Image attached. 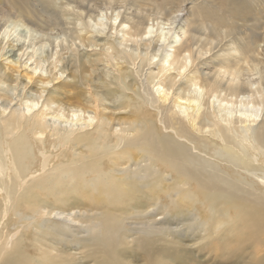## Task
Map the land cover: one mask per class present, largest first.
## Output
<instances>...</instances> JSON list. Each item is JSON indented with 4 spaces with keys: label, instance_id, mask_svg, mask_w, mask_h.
<instances>
[{
    "label": "bare ground",
    "instance_id": "1",
    "mask_svg": "<svg viewBox=\"0 0 264 264\" xmlns=\"http://www.w3.org/2000/svg\"><path fill=\"white\" fill-rule=\"evenodd\" d=\"M115 1L93 0L88 14L98 30H110L99 54L114 78L95 81L82 62L70 74L74 83L56 86L64 93H45L58 82L59 59L29 68L27 60L67 23L44 11L39 25L28 0H0V59L14 42L20 54L0 64V88L24 92L7 111L12 96L0 90V264H264V55L256 33L264 22L237 23L254 10L249 0L209 22L190 21V9L182 14L166 0L149 7L132 0L128 25ZM123 41L145 44L150 54L136 61L141 53L124 51ZM215 48L221 59L210 62L213 74H196V60ZM161 49L165 64L144 82L145 64ZM77 82L89 90L80 92ZM46 116L75 124L51 130ZM68 195L101 213L82 217L79 203L66 209Z\"/></svg>",
    "mask_w": 264,
    "mask_h": 264
},
{
    "label": "rangeland",
    "instance_id": "2",
    "mask_svg": "<svg viewBox=\"0 0 264 264\" xmlns=\"http://www.w3.org/2000/svg\"><path fill=\"white\" fill-rule=\"evenodd\" d=\"M92 1L93 0H91L90 2H88L86 0H42V1L41 0H28L29 8L32 10L33 14L38 15L37 16V23L39 25H42V21H43V18L39 13L43 14L44 11L54 12V14L60 16V19L62 20V22L67 23L64 26L66 28V30H63V31L54 30V31H52L53 33H51L54 35L50 34L51 37L49 38V41L48 40L42 41L41 44H37V46L41 45L43 47L41 52L35 51L32 49L31 52L33 54V57L28 52V57L31 56V60H27L28 68L36 66L37 64H39V62H43L42 59H45V58L46 59L49 58V60L52 59L54 61L56 58L59 59V61L57 62V64H58L57 68L58 69L56 68V70H55L58 72L57 73V75L59 77L57 80L58 82L55 83V85H53L51 83L46 85L47 88L45 90L46 91L45 93L51 92V91H53L55 93V90L58 93L63 92L64 90L62 91L59 88L55 89L56 86L58 87L61 82L74 83L73 78L70 76V74H71L72 70H75L76 66H78L82 62L85 63L86 66L89 68V71L91 73V78L93 80L98 81V79H101L103 77V79H106L107 81H109V80H112L114 78L116 71H114V68H112V66L108 62H106V58L104 56L102 57V55L99 54V51H101L103 49V47H106V45L104 44L105 40L111 38V35H109L110 30H109L108 26L103 28V29L106 28L105 30H98L96 28V25L94 24L95 22L92 21L93 19L88 18V14L91 13L92 9H94L93 6H91V4L93 3ZM119 1H115L114 6L115 7H117V6L119 7V5L121 6L120 13L122 15L127 16V18H128L127 23H128V25H130L131 21L129 20V17L132 16L131 12L135 9L131 6L132 0H127L126 2H124V4L121 2V0H119ZM136 1L141 3L144 7H149L151 5H153V6L156 5L155 3L158 0H136ZM166 1H167V3H165L166 5H164V7L172 8V9H177L179 7H182L183 9H185V11H183L182 14H186V11H188L190 9L191 14H186L189 17L190 21L191 20L195 21L198 18H202L208 22L211 21L213 18L219 17L220 15H223V14H228V12H231L232 8L235 6V4L237 2V0H184L183 2H177V0H166ZM249 1H252L251 4L253 5L254 10H252L251 13L248 14V16L246 17V20H245L246 22L238 20L237 23L238 24L246 23L247 25H251L254 23H263L264 18L263 17H260V18L257 17V11L259 8H262L263 3H259V0H249ZM96 3H98V2H96ZM4 6H5V2H0V10L2 9L1 7H4ZM100 6L102 8L105 7L102 5H100ZM83 9L85 11H83ZM85 12H87V15ZM107 12H108V15H110L109 10ZM114 13L115 12H113V14ZM196 14L198 16H196ZM255 18H258V19H255ZM92 22H94V23H92ZM89 25H91V26L93 25L92 26L93 29H90ZM165 26H167V25H165ZM260 29H258L256 31V33L260 35L259 40H258L259 45H257L258 46L257 47L258 48V50H257L258 57H261L264 55V24H263V27ZM209 31H210V29L208 26V28L203 30V33L207 34ZM220 32H223V31L220 30ZM56 33H57V35H56ZM106 33H107L109 38L107 37ZM179 33H180V31H179ZM41 34H43V33L38 31L37 36L39 38H43ZM176 34H177V37H176L177 43L176 44H179L181 42V40H183V38L182 37L180 38V34L178 35L177 32H176ZM78 35H85L87 37V40H84V41L80 40L78 38ZM16 44L17 43L14 42V44H12L13 46L11 47V49L8 48V45H5L4 52H7V53L3 57H6V60L16 62V60L20 57V54L18 52V45L19 44H17V45ZM152 45H154V42L152 43ZM94 46H96V47H94ZM119 46H121L124 51L127 50V52H132V55L134 57L138 56L141 53L139 55V58H137L136 61H138L140 58L143 59L150 54V49H148L147 46L145 44H142V43L140 45H136L133 42H124L123 41L119 44ZM122 48H120V49H122ZM217 49L218 48H215L214 50L211 51V53H210L211 58L207 54V56L203 57V59L200 58V59L196 60L195 63H197V65H196V68L194 69L196 74L199 73L202 76H206V75L210 76L213 74L215 67L209 65L210 62L213 61L215 64H218L220 59H221V54L219 51H217ZM7 50H10V52ZM28 50L30 51V49H28ZM162 53L163 52L161 49L159 55L156 56V58L153 59L150 56V61L152 62V64L150 66L145 64V66L141 72V74H142L140 77L141 80L146 82L145 76H147L149 73L158 72L159 69H161V67L165 64L160 59V58H162V55L164 54V53L163 54ZM172 53H173V51L170 52V56ZM25 58H26V56H23L22 60H24ZM182 58H183L182 62H183V64H185V62H187V60H185V57L183 55H182ZM6 60L5 59H4V61L1 60L2 62L0 61V64L4 65L5 62H7ZM204 61L207 64L204 63ZM112 62H113V64H116V63H119V65L122 64V60L118 56H115L113 58ZM140 62H141V60H140ZM140 62L137 64L138 69H139ZM145 63H146V61H145ZM160 63H163V65L159 66ZM187 64H188L187 69H189L191 65L189 62H187ZM92 67H94V68H92ZM122 67H124V66H122ZM193 67L194 66H192L191 68L193 69ZM91 69H94V70H91ZM170 69L171 70L169 72L176 73V71L173 69V65L172 66L170 65ZM194 70H192V71H194ZM85 72L88 73V70ZM86 73L84 75H87ZM189 74L191 75V73H189ZM177 78L179 79V77H177ZM128 79L129 78H126V80H128ZM179 81H180V79H179ZM182 81H184V79H181V82ZM77 84L79 86L78 90L80 92L84 93V92H87V90H89L88 87H86L84 83L77 82ZM95 85L106 87V85L99 84V82H96ZM90 86H91L90 88H93V83ZM0 90L5 92L6 94H8L10 97L12 96V101L9 102V107L7 108V111L9 110L10 107L15 108L18 106V103H19L17 100L18 96H21V94L24 93L23 90L21 89V87L17 88V90L14 92V91H10L9 89L6 88V86L3 85L2 88H0ZM67 90H68V88H67ZM67 90H65V91H67ZM17 92H19V93H17ZM127 93L131 94L130 91H127ZM203 93H204V90L202 91V95H203ZM100 94H103L102 91H100ZM60 97L63 99V95ZM260 97L264 98V91L261 93ZM257 98H259V97L257 96ZM40 101H41V99H40ZM255 101H258V100H255ZM103 102L105 103V105H108V106L113 105L112 102L110 100H107V99H104ZM5 103H6V100L3 97H1L0 98V107L2 105H4ZM39 105H40V103H39ZM115 115L120 117V114H115ZM111 116H113V114H111ZM44 123L51 130L56 129L59 131L62 130V132H65V131L69 132L70 130L73 129L75 121H67L66 122L63 118L46 116V120H44ZM68 132H66V133H68ZM46 138H53V137L46 136ZM66 199H67L66 202L67 203L69 202L67 204V206L65 207L66 209H69L72 205L76 206L75 203L80 204V206H77V207L87 209V212H82V214L80 215L82 217L94 216V215L101 213V209L98 206H95L92 204L93 208H96L94 210V209H90L89 206L85 207L86 204H83L82 201L77 202L75 199H70V195L66 196ZM45 201H49V203L55 202L54 196H48V200H45ZM104 210H106V209H104ZM155 218L158 219L159 217H155ZM76 226H78V223L76 224ZM60 229H65V228L63 227ZM81 236H82L81 233L80 234L76 233L73 237L80 238ZM70 239L71 238H69V240ZM180 239L184 240L185 243H187L186 240H188V242L190 241V237H188V236L184 237V238L181 237ZM75 247L77 249H75ZM79 247L80 246L78 244L75 245L74 243H72V244L66 243L64 246V248L67 252H78ZM191 254H193L195 256V258L199 261L204 260V257H203L204 255L202 253H199L196 255H195V253H191ZM76 262H79V261L76 260ZM225 264H231V263H225Z\"/></svg>",
    "mask_w": 264,
    "mask_h": 264
}]
</instances>
